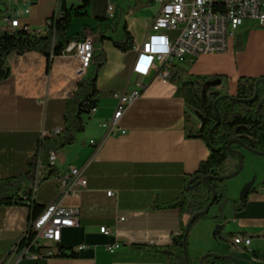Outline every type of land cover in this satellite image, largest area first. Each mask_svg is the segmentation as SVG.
<instances>
[{
    "label": "crops",
    "instance_id": "crops-1",
    "mask_svg": "<svg viewBox=\"0 0 264 264\" xmlns=\"http://www.w3.org/2000/svg\"><path fill=\"white\" fill-rule=\"evenodd\" d=\"M20 1L1 0L0 24L2 17L11 13L31 30L43 33L60 0H26L29 13ZM65 1L69 6L81 3ZM159 10L156 0H90L87 15L72 19L68 36L73 40L92 36L95 49L103 51L107 60L98 74L102 97L96 111L87 119L76 142L58 151L52 168L62 174L72 165L92 160L87 170L88 187L81 193L79 223L62 233L59 248L68 255L23 257L17 264H166L165 256L134 245H168L179 233V213L154 205L184 190L200 162L209 157L204 140L187 134L188 125H198L199 121L184 97L178 95V86L153 70L144 78L142 94L121 119L127 132L105 136L101 126L114 114L117 100L113 94L134 87L137 48ZM126 28L134 38V47L124 52L114 40L123 39ZM180 65L190 77L216 75L208 89L234 94L241 76L264 75V25L247 19L226 50L200 54ZM6 66L8 77L0 81V179L23 175L21 185L36 188L39 203H50L58 198L55 175L35 185L38 161L43 175L50 164L40 139L64 127L67 99L80 80L78 59L75 51L68 50L51 59L36 50H14L7 55ZM91 139L96 145L90 143ZM231 162L239 164V156H233ZM239 183L230 186L228 201L237 199L248 179ZM252 188L255 190L250 191L243 210L237 211L227 202L225 208L220 207L191 229L190 264H199L211 250L233 255L237 264H264V167ZM110 189L117 195L108 196ZM28 222L27 205L0 206V258L20 240ZM101 226L110 232H101ZM217 230L224 236H234L222 240L215 235ZM236 235L250 237V248L235 243ZM114 245L117 247L111 250ZM72 251L75 255H69Z\"/></svg>",
    "mask_w": 264,
    "mask_h": 264
},
{
    "label": "trees",
    "instance_id": "trees-1",
    "mask_svg": "<svg viewBox=\"0 0 264 264\" xmlns=\"http://www.w3.org/2000/svg\"><path fill=\"white\" fill-rule=\"evenodd\" d=\"M89 4L90 0H81L78 5L69 6L65 0H60L51 16L53 22L47 25L43 33L26 28L25 25L11 29L5 23L0 24V81L8 77L6 57L14 50L19 53L36 50L49 59L64 53L73 40L68 36L72 19L87 15ZM9 17L12 19L17 16L10 13ZM114 44L125 52L134 47V38L126 28L123 39L114 40ZM106 60L107 57L103 51L94 50L92 69L90 68V72L79 80L76 90L67 99L64 127L59 132L47 134L40 139V147L46 155H49L50 150L59 151L74 144L78 134L85 129L87 119L91 116L92 110L98 107L102 97L97 87V80L99 71ZM169 72L168 80L178 86V95L184 97L189 110L199 121L198 125H188L187 134L189 137L204 140L210 149V154L206 160L200 162L184 190L173 199L166 202L156 201L154 205L162 210L179 213L181 225L179 233L172 237L168 245L137 244L134 246L140 250L165 256L166 264H186L185 246L188 250L191 229L207 217L214 205L221 203L219 182L232 177L236 172H227L225 169L228 159L237 156L232 150L248 149L253 153L264 155V75L241 76L237 82L236 92L230 94L208 89V84L216 78V75L190 77L187 69L177 63L169 66ZM45 170L46 173L43 175L41 167L39 168V172L35 175V185L51 178L52 175L56 177L59 173L57 169L52 168L51 164H48ZM22 177L23 175L6 176L0 179V206L27 205L29 221H33L49 203H39L34 187L24 188L21 185ZM205 177L206 181L203 180ZM254 190L255 188H252L251 192ZM214 192L217 195L213 205L207 213H203L210 206ZM248 197L249 195L243 199L227 200V202L239 211L246 207ZM191 219H193L191 229L185 239L186 227ZM215 235L222 240H227L228 236H234V234L224 236L218 230ZM20 239L24 240L21 243V247H24L30 245L32 237L28 240L24 233ZM39 250V248L31 247L33 252ZM56 255L68 254L60 249ZM69 255H75V252L72 251ZM205 255L203 264H235L237 260L231 254L216 250L208 251Z\"/></svg>",
    "mask_w": 264,
    "mask_h": 264
},
{
    "label": "built area",
    "instance_id": "built-area-1",
    "mask_svg": "<svg viewBox=\"0 0 264 264\" xmlns=\"http://www.w3.org/2000/svg\"><path fill=\"white\" fill-rule=\"evenodd\" d=\"M156 1L160 4V10L152 19L144 42L137 48V60L134 66V75L137 76V79L132 80L134 87L113 94L117 100L114 114L101 124L105 136L123 135L127 132L121 125V119L131 104L142 94L146 86L144 78L149 76L153 70L164 79H168L171 64L188 63L195 60L200 54L226 50L234 41L245 20H255L260 25H264V0H234V12L232 13L211 10L210 0ZM20 3L24 7L25 13H29V2L22 0ZM112 10L113 6H110V16ZM52 22L53 19L50 17L47 25H51ZM3 23L9 25L11 29L25 25L19 17L11 19L9 14L4 15ZM25 27L29 28L27 25ZM206 39H213L214 50H207ZM66 50L75 51L78 59L77 76L80 79L84 78L91 68L95 50L94 38L87 36L73 40L68 44ZM96 109L94 108L91 114ZM55 132H59V130ZM45 135L47 134H43L42 137ZM90 143L96 145L94 139H91ZM48 157L50 164L54 165L58 151L50 150ZM91 162L92 160H88L81 166L72 165L67 173L58 174L54 178L58 198L49 203L36 219L28 222L25 236L28 240L32 237L30 245L21 247L24 240L20 239L0 258V264H17L18 260L23 257L38 259L54 255L60 250L59 244L63 230L79 223L81 215L79 201L82 191L88 187L87 170ZM40 166L39 160L37 173ZM106 194L116 196L117 192L110 189ZM69 198L78 201L68 203ZM100 230L104 233L110 232L106 226H101ZM33 235H41V243H33ZM234 241L248 249L252 243L250 237L243 235H236ZM31 247L40 250L33 252ZM116 247L117 245H114L110 249L114 250Z\"/></svg>",
    "mask_w": 264,
    "mask_h": 264
},
{
    "label": "rangeland",
    "instance_id": "rangeland-1",
    "mask_svg": "<svg viewBox=\"0 0 264 264\" xmlns=\"http://www.w3.org/2000/svg\"><path fill=\"white\" fill-rule=\"evenodd\" d=\"M242 37H245V33H242ZM209 90L211 91L213 89H209ZM242 151H243L242 153L244 156V166L242 170L239 172L238 175L219 182L218 191L220 195H222V200L220 204H216L211 208V210L207 214L208 217L213 216V212L216 213L220 209V207L225 208L227 199H228L227 197H228V191L230 189V186L237 185L239 182H242V179L244 178H247L248 182L254 179V182H255L257 178L259 179L261 177V174L263 172V167H264V155L253 153L248 149H242ZM231 158L228 159L225 165V169L227 170V172H232L234 169L239 167L238 162L235 164L231 162ZM255 158L261 159V160L256 162ZM257 172L259 173L258 177H257ZM244 187L245 185L239 190L237 199L240 198L241 192ZM188 252L190 256L189 246H188Z\"/></svg>",
    "mask_w": 264,
    "mask_h": 264
},
{
    "label": "water",
    "instance_id": "water-1",
    "mask_svg": "<svg viewBox=\"0 0 264 264\" xmlns=\"http://www.w3.org/2000/svg\"><path fill=\"white\" fill-rule=\"evenodd\" d=\"M60 131V130H59ZM235 154H237L240 158V162H239V167L237 169V171L232 175V176H236L239 174V172L242 170L243 166H244V156H243V153L240 151V150H232ZM204 181L207 180V178L205 177L203 179ZM254 185V179L251 180L250 182H248L245 187L243 188L242 192H241V195H240V199H243L245 197H247L252 189ZM215 191V190H214ZM216 192H214V197H213V200L211 201V204L210 206L203 212V213H207L211 207V205H213V202L216 198ZM192 221L193 219H191L188 224H187V227H186V235H185V239H186V236L188 234V232L190 231L191 229V225H192ZM185 255H186V264H190V258H189V254H188V250L186 249V246H185ZM206 257V255L204 254L201 259H200V263L199 264H203V260L204 258ZM236 259V258H235ZM238 263V259L235 261V264Z\"/></svg>",
    "mask_w": 264,
    "mask_h": 264
},
{
    "label": "bare ground",
    "instance_id": "bare-ground-1",
    "mask_svg": "<svg viewBox=\"0 0 264 264\" xmlns=\"http://www.w3.org/2000/svg\"><path fill=\"white\" fill-rule=\"evenodd\" d=\"M211 10L218 12L232 13L234 12V0H210ZM207 50H214L213 39H206ZM33 243H41V235H33Z\"/></svg>",
    "mask_w": 264,
    "mask_h": 264
}]
</instances>
